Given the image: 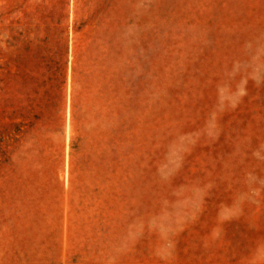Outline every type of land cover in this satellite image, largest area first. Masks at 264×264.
I'll use <instances>...</instances> for the list:
<instances>
[{"label":"rangeland","instance_id":"1","mask_svg":"<svg viewBox=\"0 0 264 264\" xmlns=\"http://www.w3.org/2000/svg\"><path fill=\"white\" fill-rule=\"evenodd\" d=\"M0 264H264V0H0Z\"/></svg>","mask_w":264,"mask_h":264}]
</instances>
